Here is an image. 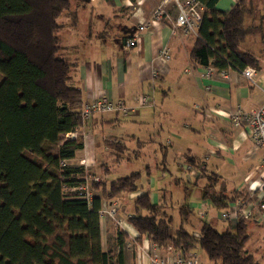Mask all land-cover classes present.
<instances>
[{"label": "trees", "instance_id": "trees-1", "mask_svg": "<svg viewBox=\"0 0 264 264\" xmlns=\"http://www.w3.org/2000/svg\"><path fill=\"white\" fill-rule=\"evenodd\" d=\"M218 1L199 0L203 13L189 61L217 71L240 72L245 67L261 71L264 0H237L226 11L216 9ZM71 3L0 0V264H124L121 250L116 255L102 251V201L138 191L141 174L108 183L92 181L91 189L100 196L87 204L72 188L83 184L88 174L83 167L68 164L83 149V138L78 135L57 143L60 136L80 133L85 125L81 92L69 84L71 64L59 54L58 19ZM253 36H259L258 52L244 47ZM104 143L117 156L126 150L116 140ZM45 144L55 148L48 151ZM114 163L119 165L120 158ZM186 163L193 176L197 174L193 185L206 180L200 198L212 209L226 211L244 197L228 194L220 177L195 159ZM104 174L110 175L107 168ZM133 207L126 222L158 250L170 247L183 257L200 251L211 264H258L244 249L249 219H238L224 231L201 220L195 236L186 229L194 228L190 221L194 209L186 200L178 207L176 228L167 204L152 203L149 191L134 198ZM46 213L53 215V224L47 223ZM116 235L121 248L125 236L119 229Z\"/></svg>", "mask_w": 264, "mask_h": 264}, {"label": "crops", "instance_id": "crops-1", "mask_svg": "<svg viewBox=\"0 0 264 264\" xmlns=\"http://www.w3.org/2000/svg\"><path fill=\"white\" fill-rule=\"evenodd\" d=\"M161 1L111 0L108 4L105 0H72L70 9L58 19L59 54L71 64L69 84L80 90L82 103L101 93L114 102L123 100L134 110L125 117L119 113L94 114L80 133L64 135L70 139L82 136L84 147L68 164L81 166L83 161L85 171L102 150V141L116 140L125 145V152L132 157L128 162H146L144 171H136L141 174L138 191L126 193L124 215L119 216V210L116 213L122 224L106 214L99 219L102 251L116 255L121 250L124 264H150L151 253L162 252L154 251L146 237L140 239L126 218L134 212V198L146 191L152 203L167 204L170 180L178 185L179 181L193 185L197 174L186 171L188 158L200 162L206 171L210 164L212 173L220 177L230 195H246L248 186L261 178L263 150L253 145L246 127L235 128L225 117L209 110L225 113L237 107L258 108L264 100L263 69L255 72L252 83L235 71L230 72L229 80L202 79L201 67L192 65L188 57L194 38L174 28L173 4L167 6V16L162 20L152 18ZM236 1L219 0L215 7L226 11ZM134 38L136 44L127 47L126 41ZM162 49L170 55L165 62L159 56ZM189 67L190 74L185 71ZM140 96L147 98L146 105L137 103ZM127 121H133L137 128L135 135L129 136L135 145L129 146L135 149L124 143L125 133L113 136L109 132V128ZM186 197L183 192L181 200H186L190 208L210 214L212 208L199 194ZM229 211L234 212L233 204ZM219 215L212 218L211 214L206 221H220ZM237 219L227 221L228 225ZM249 220L260 224L255 217ZM117 229L125 236L121 248L116 244ZM204 264L211 263L206 260Z\"/></svg>", "mask_w": 264, "mask_h": 264}, {"label": "built area", "instance_id": "built-area-1", "mask_svg": "<svg viewBox=\"0 0 264 264\" xmlns=\"http://www.w3.org/2000/svg\"><path fill=\"white\" fill-rule=\"evenodd\" d=\"M169 4H173L176 9L174 28L180 29L186 36L196 38L203 13V6L199 0H162L153 11L152 18L154 20H159L166 17V9ZM143 27L144 26L139 29L142 30ZM135 44L136 38L126 41L127 47H133ZM159 56L163 62L170 58L166 49H162ZM189 68L185 71L190 74L192 68ZM201 70L200 77L205 80H213L217 78L229 80V74L231 72L230 70L217 71L211 66L201 67ZM239 73L243 78L252 83L255 76V71L252 68L245 67ZM153 76L155 77L156 74L154 73ZM147 102L148 100L145 96L137 98V103L141 106L146 105ZM130 112H134V110L126 106L123 100L114 102L101 93L92 100L84 102L80 109V114L83 120L90 119L94 114L102 113H119L125 117L128 116ZM209 113L225 117L235 128L245 126L248 137L253 145L263 150V156L259 166L261 171L260 180L255 185L248 186V193L244 195L243 198H240L233 203L234 212H230L229 209L223 211L219 215V219L223 222H227L233 218L249 219L255 217L258 223L264 224V100L256 109L244 110L237 107L234 110L225 113L217 109H212L209 110ZM209 116L211 115L209 114ZM80 165L85 166V163L82 161L80 162ZM186 171L192 174L194 173L189 166L186 168ZM92 181L97 182L98 180L96 177H85L83 184H77L72 188V191L77 193V197L86 201L87 204H90L93 198L92 189L90 187ZM203 212L204 211L199 214L204 217L205 215L202 214ZM116 213V208H111L107 211L101 210L100 216L107 214L109 217H114L113 219L115 222L122 224ZM153 248L154 251L158 250L155 245H153ZM149 262L150 264H201L196 254L190 253L187 257H183L180 253L172 251L170 247L160 253L152 252Z\"/></svg>", "mask_w": 264, "mask_h": 264}, {"label": "rangeland", "instance_id": "rangeland-1", "mask_svg": "<svg viewBox=\"0 0 264 264\" xmlns=\"http://www.w3.org/2000/svg\"><path fill=\"white\" fill-rule=\"evenodd\" d=\"M253 46H254V48H253ZM244 47H246V48L250 47L255 52H258L260 49V47H259V36L249 37L247 39L246 43L244 44ZM261 66H262V69L264 71V61L261 63ZM1 80H2V76L0 75V82H1ZM84 121L87 122V120H84ZM113 128L114 129L109 128V132L111 135L120 136V135H123L125 133L124 143H127L128 146L129 145L132 146V144L134 145V142H131L130 137H129V136L135 135V133L137 131V128L135 127L133 121L122 122L120 125L115 126ZM64 139H65L64 136H60L57 143L58 144L61 143ZM104 142L105 141H102V144H103L101 146L102 150L98 151V153L96 154L93 165H90L91 166L90 169H88V171H86L89 178L96 177L98 181L100 180V181H104V182L108 183L110 180H112L114 178L127 176L133 172L142 171L144 169V167H145L144 165L146 164V162H143V161L137 162L134 160L131 162H128L126 160L131 159L132 157L130 156V154L125 152L126 150L123 153H118V156H119L118 157L115 152L111 151L105 145ZM131 146H129L130 149L133 147V146L132 147ZM44 148L48 151H52L55 148V145L45 144ZM132 149H135V147ZM111 152H113V153H111ZM99 156H101V158H99ZM32 158L36 161H40L39 158H36L34 156ZM115 158H117V159L120 158V161H122L119 166L114 163ZM106 168L109 170L110 175L105 176L104 173H105ZM207 172L208 173L212 172L211 168H210V164L208 165V171ZM201 184H202V188H201ZM205 184H206L205 179H202V182L199 181L197 183V185H189V184H186L185 181H183V182L179 181V185H178V184H176V182L174 183L173 180L169 181V185H167V188H168L167 192L170 194V196L167 197V205H168L167 212L172 217V227L173 228H176L179 225V215H178L177 210H178V207L180 205H182L184 202L181 200L182 193L185 192V195L187 196L186 198H189V197L193 198V197L197 196L198 194L199 195L201 194V192H202L201 189H203ZM92 196H100V192L96 191V190H92ZM114 199L119 204L116 201H114V202H109V205H108V203H106L105 201H102V206H103V204H104V206H106V209H104V210L107 211L111 208H116V212H118V210H119V213H118L119 216L124 215L125 210H122V209H125L124 207H126V205H128L126 202L127 194L126 193H120ZM222 212L223 211H217L215 209H211L210 214H207L206 212L202 213L203 215H205L207 217V218H205V216L203 217L202 215H200L197 212V210H194V213L190 216V221H191L194 228H191L190 226L187 225L186 229L188 231L192 232L193 235L198 236L197 231H198V228L200 225L199 221L207 220L209 215H211V214L213 215L212 218H216L215 217L216 213L221 214ZM46 214H47V216H46L47 223L53 224L55 222L53 215L51 213H46ZM212 225L218 231H224L228 227L227 222H223L221 220L218 221L217 219H216V222H215V220L212 222ZM246 233H247L248 237L244 243V249L249 254H251L253 256L254 260L258 264H264V224H262V223L255 224V223L247 222ZM195 254H196V256H197V258L201 264L206 263V259H205L202 252L196 251Z\"/></svg>", "mask_w": 264, "mask_h": 264}]
</instances>
